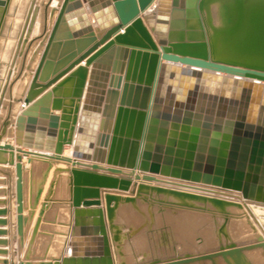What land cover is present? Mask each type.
Returning a JSON list of instances; mask_svg holds the SVG:
<instances>
[{"label": "water", "instance_id": "obj_1", "mask_svg": "<svg viewBox=\"0 0 264 264\" xmlns=\"http://www.w3.org/2000/svg\"><path fill=\"white\" fill-rule=\"evenodd\" d=\"M0 196L10 264H264V0H0Z\"/></svg>", "mask_w": 264, "mask_h": 264}, {"label": "crops", "instance_id": "obj_2", "mask_svg": "<svg viewBox=\"0 0 264 264\" xmlns=\"http://www.w3.org/2000/svg\"><path fill=\"white\" fill-rule=\"evenodd\" d=\"M66 149H67V148H66ZM66 149H65V150H66ZM65 155H70V153H68V154L65 153ZM0 197H1V196H0ZM25 244H26V242H25ZM11 246H12V248H13V251H16V238H15L14 236H13V239H12V244H11ZM22 255H23V254L21 253L20 255H17V254H16V255L14 256V257H15V262H14L15 264H18V263H19L18 260L22 257ZM0 257H5L6 259H8V263H7V264H10V263H9V256H8V255H7V256H1V255H0Z\"/></svg>", "mask_w": 264, "mask_h": 264}, {"label": "bare ground", "instance_id": "obj_3", "mask_svg": "<svg viewBox=\"0 0 264 264\" xmlns=\"http://www.w3.org/2000/svg\"><path fill=\"white\" fill-rule=\"evenodd\" d=\"M65 153H66V154L70 153V151H69L68 148L65 150Z\"/></svg>", "mask_w": 264, "mask_h": 264}]
</instances>
